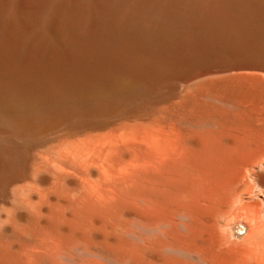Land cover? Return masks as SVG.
<instances>
[{
  "label": "bare ground",
  "instance_id": "bare-ground-1",
  "mask_svg": "<svg viewBox=\"0 0 264 264\" xmlns=\"http://www.w3.org/2000/svg\"><path fill=\"white\" fill-rule=\"evenodd\" d=\"M263 170L264 0H0V264H264Z\"/></svg>",
  "mask_w": 264,
  "mask_h": 264
},
{
  "label": "rangeland",
  "instance_id": "rangeland-1",
  "mask_svg": "<svg viewBox=\"0 0 264 264\" xmlns=\"http://www.w3.org/2000/svg\"><path fill=\"white\" fill-rule=\"evenodd\" d=\"M27 7H28V6H27ZM27 7H26V9H25L26 11H24L25 16H23L22 18L25 19V20H23L24 24L27 25V26H29L30 24H27V23H30V19H28L29 15H28L27 18H26V15L29 14V12L31 11L30 9H32V8L29 6L28 8H30V9H28ZM27 9H28L29 11H28ZM26 20H27V22H26ZM28 20H29V21H28ZM260 173H261V174H260ZM263 173H264V170H263L262 172H256V173L254 174L255 177H257L256 179H254V175H249V176H248L249 178L247 177V179H246L248 185L252 188V190L256 191L257 194H258V189H259V188H258V185H257V186H255V185H256V182L258 183V180H259L258 178H259V177H264V176H263V175H264ZM257 179H258V180H257ZM248 181H249V182H248ZM254 182H255V183H254ZM259 182L261 183L260 185H261V187H262V189H263L264 186H263L261 180H259ZM250 183H251L252 185H250ZM253 185H254V186H253ZM254 187H255V188L257 187V189H255ZM262 191L264 192V190H262ZM263 192H262V193H263ZM263 195H264V193H263ZM229 215H230V214H229ZM226 217H227V215H226ZM230 217L233 218V216H230ZM227 219H231V218L227 217ZM237 220H238V218H237ZM237 222H238V221H235V220L233 221V223H237Z\"/></svg>",
  "mask_w": 264,
  "mask_h": 264
}]
</instances>
